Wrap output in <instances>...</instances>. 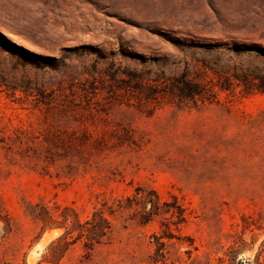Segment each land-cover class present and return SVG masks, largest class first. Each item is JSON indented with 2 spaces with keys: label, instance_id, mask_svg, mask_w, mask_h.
<instances>
[{
  "label": "rangeland",
  "instance_id": "rangeland-1",
  "mask_svg": "<svg viewBox=\"0 0 264 264\" xmlns=\"http://www.w3.org/2000/svg\"><path fill=\"white\" fill-rule=\"evenodd\" d=\"M138 189L149 223L48 259L33 206ZM165 232L167 264H264V0H0V264H149Z\"/></svg>",
  "mask_w": 264,
  "mask_h": 264
},
{
  "label": "trees",
  "instance_id": "trees-1",
  "mask_svg": "<svg viewBox=\"0 0 264 264\" xmlns=\"http://www.w3.org/2000/svg\"><path fill=\"white\" fill-rule=\"evenodd\" d=\"M137 190L134 197L116 198L105 200L100 207H95L91 215L81 220L75 209L72 207L57 206L55 213L45 205L33 206L34 218L42 224V229H65V233L52 243V252L48 259L62 258L69 248L77 241H83L84 246L89 250L107 244L113 237V222L118 213L132 209L134 202L141 209L135 210L133 219H140L141 224L149 223L155 215L161 213V205L158 195L153 191V197ZM155 198V199H154ZM150 205V209L147 210ZM155 250L149 257V264H167V242L165 238L171 240L169 233L164 235L154 234L152 236Z\"/></svg>",
  "mask_w": 264,
  "mask_h": 264
}]
</instances>
